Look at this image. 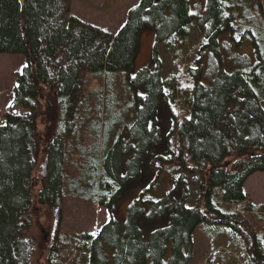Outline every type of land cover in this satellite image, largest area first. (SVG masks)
Returning a JSON list of instances; mask_svg holds the SVG:
<instances>
[{
  "label": "trees",
  "instance_id": "1",
  "mask_svg": "<svg viewBox=\"0 0 264 264\" xmlns=\"http://www.w3.org/2000/svg\"><path fill=\"white\" fill-rule=\"evenodd\" d=\"M254 15L264 18V0H208L201 22L209 40L224 34L235 39L239 28L245 34L257 26ZM192 19L188 0H141L113 33L74 15L72 0H0V52L28 57L12 102L26 111L6 112L0 125V264H72L79 257L86 264H188L202 223L228 226L243 240L245 262L264 264V204L250 203L245 192L249 177L264 171V99L256 90L264 65L222 71L193 94L176 76L163 78L150 67L129 76L144 30L155 32L157 57L161 43L171 51L186 46ZM121 71L133 92L127 100L137 109L125 127L128 138L121 133L105 152L104 96L98 93L91 106L87 91L95 76L116 85ZM180 95L190 113L164 139L157 126L160 101ZM148 155L157 178L121 223L113 207L142 177ZM163 172L174 185L155 197ZM188 173L200 185L191 206L187 187L176 197ZM217 186L225 209L214 203ZM72 197L110 211L96 235L62 229ZM43 219L52 226L51 238L40 230ZM226 263L223 257L216 262Z\"/></svg>",
  "mask_w": 264,
  "mask_h": 264
},
{
  "label": "rangeland",
  "instance_id": "2",
  "mask_svg": "<svg viewBox=\"0 0 264 264\" xmlns=\"http://www.w3.org/2000/svg\"><path fill=\"white\" fill-rule=\"evenodd\" d=\"M139 2V0H72V13L83 20L105 27L113 33H118L120 27L126 20L127 13ZM139 4V3H138ZM189 11L193 15L187 37L186 46L176 51L165 49V45H159L157 57H155V32L153 29H146L141 34L139 50L129 76H134L143 67H150L153 70H160L163 78L176 76L179 87L187 88L193 94L197 85H212L222 71L232 73L235 70L248 72L254 68L264 65V18L254 15L257 26L250 32L242 34L243 30H237L235 39L229 34L219 35L215 40L206 37L201 18L208 6V0H188ZM137 6V5H136ZM263 39L259 38L260 33ZM256 38V40H255ZM207 41V42H205ZM260 51V53L258 52ZM28 64V57L24 53L0 52V125L6 121L5 114L8 111L24 113L26 107L22 104L12 105L14 98V88L17 84V74L22 72ZM118 84L107 83L105 80L95 76L88 86V105L94 106L93 99L96 95L104 96L102 113L105 123L104 151L107 152L123 133L128 138L129 132L125 128L134 120L136 105L127 98H133L132 89L129 86L126 72H118ZM115 77V75H114ZM100 84L102 85L100 87ZM261 86H256L260 98L264 99V82ZM96 87L97 90L95 89ZM105 87V88H104ZM102 90H101V89ZM101 96V98H102ZM112 98V99H111ZM157 114V126L165 139L173 129L181 116L189 115V105L186 97L180 95L175 100L167 103L160 101ZM176 132L172 134L171 143L176 146ZM163 150L161 146L156 148V152ZM42 159V156L40 157ZM151 155L143 160L142 177L134 183L127 185L119 199L115 202L114 213L119 221L123 223L127 207L132 201L139 197V193L147 187L152 186L156 180V171L150 164ZM199 181L196 174H187L185 184L176 191V197L180 199L187 187L190 191L187 204L191 206L195 203L200 192ZM174 185L171 176L163 172L155 185V197H160L163 192L170 190ZM247 200L253 204H264V171L255 172L245 184ZM213 200L217 207L226 208L223 188L215 187ZM64 219L62 229L66 232H92L97 233L100 227L110 219V211L97 204L85 203L75 198H67L65 203ZM47 219V218H46ZM40 230L51 238L52 226L43 219ZM167 219L158 220V227L165 225ZM264 225V222H262ZM193 256L188 264H216L218 260H227L226 264H253L246 263L243 258L244 247L242 238L232 232L225 225L200 224L194 230L193 236ZM80 253L78 254V256ZM171 251L164 257L167 263ZM79 257L74 258L72 264H86ZM245 262V263H244Z\"/></svg>",
  "mask_w": 264,
  "mask_h": 264
},
{
  "label": "crops",
  "instance_id": "3",
  "mask_svg": "<svg viewBox=\"0 0 264 264\" xmlns=\"http://www.w3.org/2000/svg\"><path fill=\"white\" fill-rule=\"evenodd\" d=\"M140 1H141V0H139L138 3H140ZM138 3H137L136 5H138ZM136 5H135V6H136ZM127 15H128V13H127ZM126 19H127V16H126ZM125 22H126V20H125ZM125 22H124V23H125ZM122 26H123V25H122ZM122 26H121V27H122ZM121 27H120V28H121Z\"/></svg>",
  "mask_w": 264,
  "mask_h": 264
},
{
  "label": "snow or ice",
  "instance_id": "4",
  "mask_svg": "<svg viewBox=\"0 0 264 264\" xmlns=\"http://www.w3.org/2000/svg\"><path fill=\"white\" fill-rule=\"evenodd\" d=\"M205 42H207V41H205ZM93 235H96V233H93Z\"/></svg>",
  "mask_w": 264,
  "mask_h": 264
}]
</instances>
